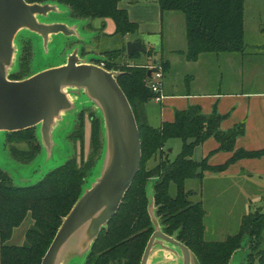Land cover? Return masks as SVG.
Segmentation results:
<instances>
[{
    "label": "trees",
    "instance_id": "1",
    "mask_svg": "<svg viewBox=\"0 0 264 264\" xmlns=\"http://www.w3.org/2000/svg\"><path fill=\"white\" fill-rule=\"evenodd\" d=\"M29 3H57L70 8L78 18L103 21L112 19L114 35L125 37L136 33L138 25L132 22L126 10L119 8V0H26ZM162 11H177L186 19L188 51L191 61L202 53H244L245 0H159ZM104 27V26H103ZM144 46V45H143ZM145 47V46H144ZM151 55V51H146ZM141 52L128 55L126 48L106 50L110 56L105 68L120 71L118 82L134 108L142 135L143 159L139 173L126 193L115 216L104 228L93 245L87 264H140L148 241L154 232L149 213L147 187L154 189L157 215L163 229L169 235L185 243L199 258L201 264H231L235 252L241 250L249 239L251 252L241 264H264V209L244 215L239 230L223 240H206L205 208L201 202L192 201L186 190L187 179H203L206 170L222 171L240 158L259 157L258 151L236 150L225 164L212 167L207 159H196L197 147L214 136L220 143L218 150L234 151L235 141L245 132L244 123L228 131L220 127L224 116L214 112L206 115L200 106H189L177 111L175 120L159 127L151 126L145 116L144 105L154 99L156 93L150 87V65L122 63L121 56L137 57ZM163 72L167 70L162 63ZM11 79H21L11 73ZM92 121V144L98 138V120ZM86 117L78 125V138L84 143ZM28 128L8 133L20 139L33 141ZM173 138L183 141L179 155L171 160L166 144ZM160 156L153 168L145 161ZM93 160L81 164L65 163L31 186H16L4 173H0V261L1 264H41L64 217L68 215L84 192ZM175 186V194L171 187ZM31 217L32 226L25 233L23 244L11 243L15 229ZM255 237V246L251 238ZM263 242V243H262ZM263 244V245H262Z\"/></svg>",
    "mask_w": 264,
    "mask_h": 264
},
{
    "label": "water",
    "instance_id": "2",
    "mask_svg": "<svg viewBox=\"0 0 264 264\" xmlns=\"http://www.w3.org/2000/svg\"><path fill=\"white\" fill-rule=\"evenodd\" d=\"M58 11L57 3L0 0V132L40 125L44 145L51 154L56 145L53 128L63 112L74 108L69 89L85 92L99 107L105 123L106 148L99 175L84 188L64 217L41 264H69L76 255L87 259L103 229L120 208L143 159L141 129L134 108L118 82L119 72L81 59L76 48L61 65L23 79L10 78L15 38L20 31L28 30L42 37L45 48L53 35L76 36V28L64 21L43 20ZM145 50L142 41H129L126 45L131 56ZM151 192L152 195L148 191L149 213L155 230L141 264H150L159 247L173 253L177 261L180 258L181 264H201L185 243L164 231L156 213L154 189ZM68 248L71 253L63 259ZM171 258L165 256L160 263Z\"/></svg>",
    "mask_w": 264,
    "mask_h": 264
},
{
    "label": "crops",
    "instance_id": "3",
    "mask_svg": "<svg viewBox=\"0 0 264 264\" xmlns=\"http://www.w3.org/2000/svg\"><path fill=\"white\" fill-rule=\"evenodd\" d=\"M119 8L126 10L130 20L138 25L137 32L125 38L142 41L146 51L152 52L151 55L143 52L144 55L140 53L130 59L123 57L121 62L131 65L167 64L162 80L163 98L160 101L151 99L144 105L145 116L151 126L159 127L164 122H172L177 111L197 105L206 115L214 112L223 115L220 124L223 131L244 123L245 132L236 138L234 151L218 150L219 141L214 136L207 138L196 148V159H207L210 166L217 167L231 159L236 150L264 149V86L260 85L259 80L253 82V76L264 68V38L250 40L246 28L248 18L264 24V0H245L244 53H202L195 61L187 57V25L182 13L162 11L159 0H119ZM101 21L94 20L99 26L97 29L109 35L104 32ZM262 30L264 33V28ZM175 139L166 144L171 160L183 148V141L180 146L173 141ZM174 150L178 153L172 157ZM199 180L206 183L209 198L213 201L221 194L220 187L225 190L228 187L237 189L238 194L243 196L242 210L237 215L240 223L244 215L263 208L260 206L254 210V204L253 207L251 204L255 201L253 199L259 200L258 203L264 200V155L240 158L222 171L206 170L203 179ZM247 187L261 189L252 199L246 196ZM198 202L203 204L206 218L209 210L203 201Z\"/></svg>",
    "mask_w": 264,
    "mask_h": 264
},
{
    "label": "rangeland",
    "instance_id": "4",
    "mask_svg": "<svg viewBox=\"0 0 264 264\" xmlns=\"http://www.w3.org/2000/svg\"><path fill=\"white\" fill-rule=\"evenodd\" d=\"M251 1L257 2V0ZM249 15H251V11ZM43 20L64 21L75 27L77 34L76 36H65L63 34L53 35L48 48H45L42 37L28 30L20 31L15 38V57L9 71L21 79L29 77L41 70L65 63L68 55L76 48L79 49V56L81 59H87L90 63L105 67V63L109 61L110 56L104 55V51L126 48L129 42L127 38L113 34L115 31V24L112 20L107 19L101 21V25L103 24L104 26V32L109 34L104 35L101 33L100 29H97L99 26L94 23L95 19L74 17L70 8L66 5L59 4V11L51 14V18H44ZM246 28L247 36L250 40L264 38L262 30L264 24H260L256 20L248 18ZM142 54L144 55L143 52H141V55ZM123 57L130 59V57L124 55L120 57V61H122L121 59ZM113 71L120 73L119 70L114 68ZM258 80L261 82L260 85L264 86V68H261L260 71L253 76V82ZM69 92L71 94V101L74 103V108L63 112L61 118L57 120L53 128V139L56 145L51 154L48 153L49 150L47 152L44 145L40 125L32 127L34 128L32 130V134L34 135L33 141L20 139L17 136H10L8 133L11 132H0V173H4L10 177L13 185L31 186L62 164L73 163L76 165L81 164V162H88L91 159L94 164L87 177L85 187H88L90 182L99 175V168L102 166L106 148L104 118L101 115L99 107L93 101L89 100L85 92L70 89ZM83 116L86 117L84 143L81 142L77 136L79 135L78 125ZM90 118H96L98 120V138L96 145L92 144V121ZM173 141H176L180 146L182 145V140L180 138H176ZM177 153L178 151L174 150L171 154L172 157L176 156ZM160 160L161 158L158 155L156 158L153 157L148 159L144 163L147 168H153ZM185 187L187 191H190L191 194L189 198L192 201H203L209 210L205 218L206 240H223L228 235L234 234L239 230L241 223L238 221L237 215L242 210L243 196L238 194L237 189L228 187L225 190L224 187L223 189L220 187L223 192L221 191V194L213 201L212 198H209L210 195L205 182L197 178H191L186 180ZM247 188L248 189L245 190L246 196L252 199L261 189L260 187ZM146 189L150 192L149 194L152 195L151 190L153 189V185L151 183ZM171 192L175 194L174 185L171 187ZM253 200L255 201L250 204L252 207L254 204V210L260 206L264 208V200L259 203L257 202L259 200ZM214 202L217 205L212 207V205L215 204ZM156 208L158 207L156 206ZM30 226H32L31 217L27 218L21 226L15 229L10 242L14 244H23L25 242L26 230ZM248 240L249 239H246L244 241L241 250L239 249L235 252V257L231 264H241V262L246 259V255L251 252L252 249H250ZM251 241L252 246H255V237L251 238ZM169 246L172 247L173 245L169 244ZM69 250L70 248H68L64 254L63 259L67 258L66 255L71 253ZM89 255L90 253L87 255V259L76 255L73 260H70L69 264H87L90 258H88ZM165 256H172V258L163 264H181L180 258H178L177 261L174 254H171L170 251L163 247L155 249L150 264H161L160 261H162ZM257 264L259 263L257 262Z\"/></svg>",
    "mask_w": 264,
    "mask_h": 264
},
{
    "label": "built area",
    "instance_id": "5",
    "mask_svg": "<svg viewBox=\"0 0 264 264\" xmlns=\"http://www.w3.org/2000/svg\"><path fill=\"white\" fill-rule=\"evenodd\" d=\"M150 68L154 70L151 74L150 87L154 93H156L155 100L160 101L163 98L162 94V80H163V69L160 65H150Z\"/></svg>",
    "mask_w": 264,
    "mask_h": 264
}]
</instances>
